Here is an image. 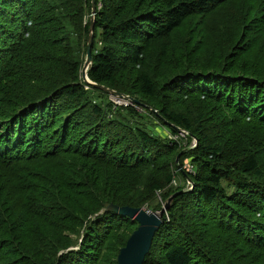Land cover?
Segmentation results:
<instances>
[{
    "label": "trees",
    "instance_id": "obj_1",
    "mask_svg": "<svg viewBox=\"0 0 264 264\" xmlns=\"http://www.w3.org/2000/svg\"><path fill=\"white\" fill-rule=\"evenodd\" d=\"M67 1L77 6L81 4L76 12L82 20L81 27L87 34L88 42L91 15L87 24L83 23V18L85 7H88L92 13V0ZM231 1L96 0L93 64L89 70V79L98 85L106 86L126 95L129 92L124 85L122 86L120 79L124 74L132 72L135 74L134 82L139 93L154 98L156 86L146 68L149 51H152L153 48L158 49L163 56H166L171 48L172 37L185 22L199 14L212 15ZM243 2H239V5ZM259 7L264 18L262 9L264 0H260ZM11 9L16 10L13 18H10L12 14L2 20L3 17L0 15V94H5L7 85L18 78V73L24 75L29 82L40 86L35 97L44 98L51 89H54L52 91L54 95L46 99L43 105L44 107L56 106V115H64L70 110L71 107H68L69 103L67 102L69 100L78 104L84 103V107H90L96 122L86 127L79 125L77 134L80 137L76 138L74 135V141L71 132L73 117H70L67 126L63 125L62 130L51 128L53 125L51 119L55 116H50V119L46 117V114L40 112L43 118L30 119V115L27 114L32 111L24 112L18 117L14 115V121L12 120L10 125L7 124L8 127L0 126V173H3L0 174V206L4 202L5 207L10 202L2 193L7 191L12 197L18 190L23 192L31 187L25 177L26 174L24 175L22 171L29 169L32 163L41 161L57 165L58 161L64 163L65 159L69 160L74 157L71 160L73 165L50 167L51 170L48 168L47 175L44 173L34 174L33 178L38 180V183L41 181L46 183L45 186L37 185V191L41 194L33 199L40 209L35 228L42 227L41 224L46 223L49 226L41 230L43 233L50 229L55 230L65 221V214L71 216L66 219L67 221L80 225L81 223L76 222L78 219L76 220L72 212L82 215L85 219L88 218V215L97 217L96 221H93L89 226L84 251L76 253L69 250L68 253L61 254L58 261L54 263L97 264L98 261L96 263L92 261L91 255L95 254L97 243L105 235L110 234L112 225L107 224L111 221L115 224L117 220L120 222H122L121 220H131L110 211L98 214L110 204L142 208L143 202L140 201L142 198L135 197V193L140 189V182L145 179H148L150 184L152 183L151 187L155 190L172 184L174 179L172 173L166 171L164 167H160L158 161L162 156L174 153L176 147L159 141L154 135L140 127H129L127 124L129 118L120 111L123 110L135 118L138 112L131 107L117 108L114 113L118 119L112 113L105 116L104 123L106 122L107 125L105 129L100 120L105 112L98 103L89 99L90 92L86 87H90L95 92L102 91L94 89L83 79L81 80V63L73 61L69 57L70 53L63 52L61 55L62 62L67 63L70 68L66 75L67 81L57 83L52 80L47 82L45 77H41L43 71L48 73L45 66L47 68L49 64H52L51 58L33 57L32 55L36 53L35 49L40 43L45 44L43 36H56L55 24H52L53 18L48 15L56 10L64 12L66 10L64 0H8L5 5H0L2 14L5 10L11 11ZM44 9H46L43 12L44 16L40 19L41 28L37 30L35 21L38 19L34 13ZM16 14L20 15L15 17ZM7 18L12 21L8 22ZM61 23L63 24L62 20ZM55 44L57 45V43ZM28 46L31 48L29 54L26 50ZM44 55H49L47 48L44 50ZM21 62L25 63L24 68L20 65ZM232 79L220 77L214 81V78L209 80L200 77L196 82L214 81L217 87H220L221 93L231 94L236 103H242L244 107L239 109V112H244L248 106L257 107V103L248 104L249 102L245 100L248 97H261L264 91V82L261 83L259 80L258 83H254L250 80L238 79L234 82ZM174 85L170 83L169 87H174ZM49 86L50 90L47 88ZM256 89L259 90L257 95L254 93ZM172 91L173 89H169V92ZM203 95L205 96V94ZM61 100L65 101L61 103ZM251 101L256 102L254 99ZM2 105L0 103V110ZM152 105L160 106L154 100ZM40 108L38 107L37 110ZM52 110L53 108H51ZM33 111L36 110L33 108ZM157 116L165 127H169L172 131L175 132L173 128L184 129L200 140L193 159V164L197 166L199 172L190 176L194 190L189 194H179L173 198V200L179 198L180 203L177 206L179 216L173 215L172 217H176V222L183 224V220L186 218L185 213L189 214L190 218H195L197 214L204 222L214 223L218 229L227 230L238 243L249 251L259 254L261 264H264V195L260 196L264 191V173L261 170L259 159L254 156V153H250L246 154L234 167L224 166L222 148L215 147L207 135L203 115L194 117L189 111L176 112L171 108L161 107ZM245 117L250 118L251 121H255V118H259L257 121H264V108L260 111L255 110L254 113L248 112ZM261 124L264 125V123ZM4 128L6 129L4 130ZM115 153H119L118 155L122 158L116 157ZM149 153H154L155 157L148 159ZM77 161L82 163L80 167L77 166ZM247 176L253 177V180L250 181ZM255 181L263 183V185H257L260 189L252 187L251 184H254ZM129 183L137 187L129 188ZM223 183L234 184L238 191L234 197L237 201L233 198L229 199ZM11 184L14 187L7 188L12 186ZM86 190H89L87 194ZM52 198L53 201H51ZM81 199L83 202H80ZM78 204L84 205L82 213L77 209ZM233 206L252 212L253 219L246 220L248 223L237 222L236 228L232 227V223L230 224L224 219L222 221L217 212L228 210ZM172 208L170 207L167 214L164 215L163 225L155 236L152 249L144 264H151L153 255L156 253L153 251L154 247L157 239L162 234L164 235L168 224V214H172L174 211ZM197 208L201 210L199 211ZM204 210L208 211L204 213ZM201 213L203 214L201 215ZM21 219L20 223L23 224L26 216ZM246 224L249 228L258 226L262 232L259 229L257 236L251 237L247 234V237H244L245 232L241 231V228H244ZM105 228L109 229L105 230ZM27 234L33 236L34 229H26ZM22 237L21 235L17 241L19 245ZM128 239L127 237L122 238L119 246L120 251ZM50 243L49 241L48 244ZM7 244L11 245V243H6L2 247L5 248L8 246ZM59 246L60 249H68L70 243H63ZM56 248L59 249V247ZM160 252L163 254L165 264H192L195 260L196 249L187 243H170L163 244ZM48 264H51V259Z\"/></svg>",
    "mask_w": 264,
    "mask_h": 264
},
{
    "label": "rangeland",
    "instance_id": "obj_2",
    "mask_svg": "<svg viewBox=\"0 0 264 264\" xmlns=\"http://www.w3.org/2000/svg\"><path fill=\"white\" fill-rule=\"evenodd\" d=\"M7 1L0 0V5H5ZM64 1L66 4L64 12L56 10L48 15V17L53 18L52 24H55L56 36H43V42L46 46L40 43L35 49L36 53L32 55L33 57L51 58L52 64H49L47 68L45 66L48 73L43 71L41 76L45 77L47 82L52 80L57 83L67 81L66 75H68L70 68L67 63L62 62L61 55L63 52L70 53L69 57L73 61L81 63V76L87 58V34L83 31L82 20L76 12L81 4L77 6L67 0ZM241 1L244 2L239 5ZM259 4L260 0H232L225 6L222 5L223 8L221 10L219 8V11L217 10L212 15L205 13L196 15L185 22L174 34L171 48L166 56H163L158 49L153 48L152 51H149L146 68L156 86L154 98L139 93L134 82L135 74L132 72L124 74L120 80L122 86L124 85L129 92L126 95L136 102L119 100L109 94L95 92L90 87H86L90 92L89 99L98 103L105 112V115L100 119L105 129L107 128L106 122L104 123L105 116L112 113L118 119L114 113L117 108L131 107L138 112L135 118L123 110L120 111L129 118L127 122L129 127H140L154 135L159 141L176 147L174 153L162 156L158 161L160 167H164L166 171L172 173L174 178L172 184L155 190L151 187L152 183L150 184L148 179L140 182V189L135 193V197L142 198L140 200L143 202L142 208L153 213H160L173 195H186L194 190L190 176L199 172L197 166L193 164L195 151L200 145L199 138L184 129L173 128L174 132L169 127H165L162 120L157 116L161 107H168L176 112L189 111L194 117L203 115L207 135L215 147L222 148L224 166L234 167L246 154L254 153V156L259 159L261 170L264 173V125L261 124L264 121H257L259 118L251 121L250 118L245 117L248 112L254 113L255 110L260 111L264 108V91L261 97H248L245 100L249 102L248 104L257 103V107L248 106L244 112H239L238 110L244 107L242 103H236L231 94L221 93L220 87H217L214 82L220 77L224 79L235 78L232 79L234 82L238 80H250L254 83H258L259 80L261 83L264 82V18L260 13ZM262 9L264 10V8ZM45 10L34 13L38 19L35 21L37 30L41 28L40 19L44 16ZM15 11V9H11V11L5 10L3 14L0 12L3 17L2 20L12 14L10 18H13ZM84 13L83 23L87 24L92 13L88 7L84 8ZM19 15L16 14L15 17ZM10 18H7V20L9 19L8 22L12 21ZM99 40L101 41V39ZM45 48L48 49L49 55H44ZM99 49L101 48L99 47ZM26 50L29 54L31 48L28 46ZM20 65L24 68L25 63L21 62ZM17 75L18 78L7 85L5 94H0V103L3 104L0 110V126L10 125L14 121V115L18 117L28 111H32L27 114L30 115V119L43 118L41 113L46 114L48 118L55 116L50 118L53 130L61 129L63 125L67 126L70 117H73L71 132L74 141V135L76 138L80 137L77 134L79 125L86 127L96 122L90 107H84V103L78 104L69 100L67 102L69 103L68 107H71L70 110L64 115H56V106L44 107L43 105L46 99L54 95V92L52 93L54 89L50 90L51 85L47 87L50 91L44 98L35 97L40 86L29 82L24 75L18 73ZM200 77L209 80L214 78V81L196 82ZM170 83L175 84L174 87H169ZM169 89H173L174 92H169ZM258 91V89L254 91L255 95L258 94ZM34 97L35 99H33ZM252 99L256 102L251 101ZM153 100L160 106H153ZM62 101L65 100H61V103ZM234 105L237 106L234 107ZM38 107L41 108L37 110ZM33 108L36 111H33ZM51 108H53L52 111ZM115 154L116 157L122 158L118 155L119 153ZM154 157V153H149L148 159ZM72 159L74 157L69 160L65 159L64 163L58 161L57 165H52L49 162H34L29 166V169L22 171L31 184L28 190L23 192L18 190L12 197L7 191L2 193L11 203L9 202V205L4 207L3 202L0 206V264H48L50 259L51 264H54L61 254H66L69 250L76 253L84 251L89 226L93 221H96L97 217L88 215V218L85 219L82 215L72 212L76 220L78 219L76 222L81 223L78 225L67 221L66 219L71 216L66 215L64 211L66 219L55 230L50 229L43 233L41 230L49 226L46 223H42V227L35 228L40 209L33 202V199L41 194L37 191V185L45 186L46 183L44 181L38 183V180L33 178L34 174L44 173L47 175L48 168L51 170L50 167H68L73 165ZM76 164L78 167L82 165L79 161ZM247 177L250 181L253 180V177ZM251 185L260 189L257 185H263V183L255 181ZM133 186L136 185L129 183V188H133ZM223 186L229 199H234L238 192L234 184L223 183ZM13 187L12 185L7 188L12 189ZM88 192L89 190H86V194ZM262 194L264 195V191L260 196ZM49 195L53 197V195ZM179 200L176 198L171 202V208L173 207L174 211L172 214H168V224L164 235L162 234L157 239L153 250L156 253L153 255L151 264H165L163 254L160 251L163 244L170 243H187L194 246L196 252L192 264H261L259 254L246 249L231 237L227 230L218 229L214 223L204 222L197 214L195 218H190L189 214L185 213L186 218L183 220V224L176 222L177 218L172 216H179L177 211ZM80 202L83 200L81 199ZM14 208L15 210H13ZM77 209L82 213L84 205L78 204ZM197 210L200 211L201 209L197 208ZM206 211L208 210H204V213ZM217 214L222 221L224 219L226 222L232 223V227L235 228L238 225L237 222H247L246 220H252L254 217L252 212L235 206L229 207L228 210L218 211ZM23 216H26V220L21 224ZM121 221L123 223L117 220L115 224L112 221L107 224L112 225L111 232L97 243L95 254L91 255L92 261L95 263L98 261L97 264H117L120 241L124 237L128 239L139 227V224L132 219ZM28 228L34 229L33 236L26 235ZM108 229L105 228V230ZM259 229L258 226L249 228L246 224L244 228H241V231L245 232L244 237H247V234L255 237L259 233ZM21 235L23 237L19 245L17 241ZM49 241L50 244H48ZM6 243H11V245L7 244L8 246L5 248L2 247ZM63 243H70L68 249H60L59 245ZM56 247L59 249L57 250Z\"/></svg>",
    "mask_w": 264,
    "mask_h": 264
},
{
    "label": "water",
    "instance_id": "obj_3",
    "mask_svg": "<svg viewBox=\"0 0 264 264\" xmlns=\"http://www.w3.org/2000/svg\"><path fill=\"white\" fill-rule=\"evenodd\" d=\"M97 15L96 0H92V14H91V26L87 42L86 50V62L82 70L83 80L86 84L92 86L94 89H98L105 92L119 100H131L136 102V100L131 99L127 95H123L115 90H112L106 86L98 85L92 82L88 77V72L93 64V46L95 39V21ZM171 197L168 203L164 206L160 213H153L144 208H134L131 206H117L115 204H110L108 207L103 209L98 215L104 214L105 212H113L136 221L139 227L128 239L126 245L121 249L118 256V264H144L146 257L150 253L153 241L156 234L159 232L163 225V217L167 214L171 207V202L173 200Z\"/></svg>",
    "mask_w": 264,
    "mask_h": 264
}]
</instances>
